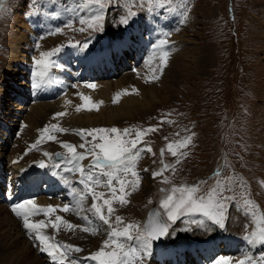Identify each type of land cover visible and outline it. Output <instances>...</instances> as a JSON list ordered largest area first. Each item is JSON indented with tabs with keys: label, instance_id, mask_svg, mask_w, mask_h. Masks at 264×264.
Here are the masks:
<instances>
[{
	"label": "rangeland",
	"instance_id": "rangeland-1",
	"mask_svg": "<svg viewBox=\"0 0 264 264\" xmlns=\"http://www.w3.org/2000/svg\"><path fill=\"white\" fill-rule=\"evenodd\" d=\"M146 11L167 13L176 22L173 19L148 20L144 18L142 20L143 14L149 13ZM96 16L101 19L95 21ZM134 18L141 23L136 22ZM81 20H84V23H81ZM148 21L164 27V30L167 28L171 34L166 39L161 38V41H165L163 45L168 47L160 55L155 54L157 49H153L151 46L148 48L151 41L149 38H145L146 46L149 49L147 55L151 53L153 58L160 57L161 60L162 53L167 51L168 57L163 67L160 63L158 69H154L151 74H148L150 81L147 77L146 85L140 88L134 84L131 78L136 76L142 66L147 63L144 47L141 46V37L147 35L145 29ZM90 22L94 24L93 27H89ZM142 25L145 27L139 30L140 37L132 30L135 28L138 31V27ZM124 31L126 32L123 42L130 44L128 50H135L142 56L137 65L135 62V65L130 63L132 61L130 56L127 57L128 62H123L121 65L117 60L112 61L109 55V59L104 61L103 68H100L101 71L90 67L88 73L83 78L81 77L83 80L80 82L87 84L85 81L88 79L91 83L92 81L98 82L96 85L105 82H111L110 84L113 85L114 81L119 85H124L125 83L121 80H126L133 85V87L127 86L129 95L138 96L137 101L133 99L132 103L118 109L119 114L112 121L101 120L90 123L85 118L87 114H82L81 119L74 118V120L70 119L71 121L65 122L66 116L70 117L69 114L55 117V113L49 111L50 114L47 112L46 116L42 114L36 116L37 130L29 132L27 118L31 110L29 105H33V101L28 92L27 81L33 77L34 68L28 78L29 70L25 66L26 64L9 66L10 55L16 51L18 45L16 36L26 37L30 32L32 43L37 44L36 48L33 45L30 48L39 50L40 54L42 51L44 52V49H39L41 46L39 37H42L41 40L44 42L42 45L46 47V52H52L56 48H61L63 53L66 49L73 52L75 48L79 53L94 50L96 42L101 36H104L105 39L117 37L115 40H118L119 34ZM85 42L88 43V48H85L84 51L83 44ZM113 42V40L100 42L97 48L104 45L109 46ZM175 44L178 46L177 48H174ZM25 46L26 43H22L17 53H22V48ZM125 48L122 49V52ZM115 51L118 52V49ZM26 53L24 51V55ZM55 54L50 58L52 61L56 59ZM24 58L27 61H32L31 58ZM108 64H111L109 69H107ZM104 69L107 70L101 74ZM64 74L63 71L62 75ZM35 80L37 84L36 76ZM74 82L75 80H72L70 83L71 90H76ZM65 85L66 82L63 80V86ZM137 89L139 91H136ZM63 92L47 102H57ZM119 101L121 102V99ZM106 104L100 102L96 111L88 114H91L89 117L96 114L105 115L110 107L115 105L112 101ZM0 106V115L4 116L3 119H0V156H6L5 158L0 157V164L2 168L6 169L2 176L8 177L14 175L13 172L16 168L11 165L13 161L8 160L10 152L16 148L17 144L22 146L27 138L33 142L38 141L45 126L57 125L66 129V133L75 134L79 129H111L115 127L121 133L124 129H132V133L125 137L128 140L135 139L137 131L148 128L157 129L143 135L141 138L143 143L137 145L138 148L151 147L150 153L141 152L136 160L134 170L139 173V184L134 190L132 187L126 189V203L113 202L114 211L109 217V224H104L102 221L100 223V226H103L101 229L107 228L106 231H100L106 241L109 240V233L113 228L123 230L128 224H135L143 230L146 212L152 207L157 209L163 220L167 222V210L163 207L162 202L169 195H174V198L177 199L181 196L180 192L173 193L174 188L197 186L195 197L203 198L204 202H208L211 198L213 203L224 204L225 227L221 228L212 221H209L212 223H208L205 217L197 219L193 215L182 216L169 228V234L163 238V241L151 244L150 254L145 256L140 253L134 260V264H165V260L159 258L156 253H159L158 251L164 247L175 248L176 246L181 247L180 250L177 248L175 249L177 251L174 250V255L180 257L181 249H183V253L189 256L187 264H194V262L196 264H216L217 260L211 258L212 254L205 263L198 262L194 254L195 250H198V256L202 258L201 249H210V245L218 246L215 247V251H218L217 259L226 257L231 263L239 264L240 257H247L244 261L245 264H264V260H261V257L264 256V245L255 243L254 251L263 246L259 252L255 253L249 252L248 248L250 247L247 245L248 242H252L250 240L252 233H258L260 228H264V219H261L264 218V0H0ZM3 127H7L8 130L5 131ZM52 132L58 133V135L62 133ZM25 133L28 134V137ZM189 137H191L190 142L187 139ZM77 138L82 139L81 143L92 142L90 136L87 137V141L79 135ZM18 139L22 141H17ZM20 141L22 143H19ZM63 148L62 145L53 149L48 162L42 160L45 169L39 166L40 162L37 164L35 161H29L28 163L30 165L35 163L34 166L42 172L49 166L51 169L55 168L59 173V180L62 178L60 175L62 171L69 173L68 177L72 178L71 175H74L75 183L69 187V196L63 198V202L59 203L60 206H56L57 210L52 215L58 216L59 213H61L60 215L67 213L68 211L65 212L63 208L61 209V206L65 204L69 205V211L76 212L71 204V201L75 199L84 201L82 205L90 203L91 210L87 211L86 215L85 213L80 215V219L71 216V221H67L64 226H61V223L58 229H53L55 237H52L51 240L55 239L56 241L53 242V245H71L73 248H82L81 251L57 249V251L67 252L64 264H72L73 260L76 261V264H97L90 259L91 255L97 252L92 250L95 247L88 243L86 251L83 240L73 241L74 239L65 237V234L74 230H83L85 231V240H87L89 234L96 228L91 235L101 238L97 235L99 231L97 228L100 227L93 225L94 221L100 220L93 214L92 205L94 202L102 204L104 199H112L111 190L106 186L108 178L99 174L100 170L96 169L99 183L95 182L97 177H94V181L89 184L88 189L84 188L78 183L80 173L75 171L74 174L66 170L71 166L69 162L63 164L64 166H57L56 164L60 162L53 163L51 161L54 150L65 153L67 158L71 155ZM76 151L85 153V158L80 161V166L87 169L91 164L92 156L86 152L85 148L76 149ZM145 169L147 171H144ZM153 172H159L160 175L153 178ZM6 176L4 183L10 178ZM120 178L129 181L136 179L130 174L127 176L120 174ZM62 182V180L59 181V186L50 192L46 190L40 192L41 188L44 189V182L37 181L31 187V191L35 195L28 194L26 197L33 195L31 199L33 197L40 198L46 194V196L52 197L51 204H53V199L56 201L62 193L60 191ZM1 184V191L5 192V186ZM73 187L77 189L76 193L71 192ZM112 187L118 189L119 183L113 180ZM8 189L9 187H7ZM14 190L15 188L12 189V193L7 192L9 198L13 196ZM19 191L16 189V192ZM92 193L102 194V198L94 200ZM116 195L122 194L117 192ZM18 201L0 197V208L2 207L0 216L8 221L0 223V240L3 239L4 242H10V244L18 240L19 237L22 239L21 233L15 230L14 225L16 221L22 220V217H18L12 211V205ZM87 207L88 205H86ZM86 208L84 206V210L79 212L85 211ZM103 213L108 215L106 205L103 208ZM197 214L201 216L200 213ZM117 216L122 218L120 223L116 221ZM38 217H41L42 220L45 216L43 213L33 214L30 216V220L38 222ZM60 217L62 221L65 220L62 216ZM202 219H204V227L198 223H191L193 220L202 221ZM182 221H186L188 224ZM69 224L71 227H68ZM85 227L88 229L85 230ZM223 229L224 231L221 232L220 230ZM130 231L134 237L131 241L124 237H112V240L122 243L126 247L138 248L135 240L138 235L137 229L133 228ZM27 234V237L24 236L26 238L25 245L23 242L15 245V248L3 247L4 250L6 249L4 254L11 259L8 263H4L5 261L2 262L0 259V264H17V254L21 252V248L24 252L28 249L30 261L34 260V264L49 263L51 255L41 251V245L34 240L33 233L28 232ZM224 238L235 245L237 244L239 248L235 251L239 253L224 254L225 251L233 250L232 243L230 246L224 244ZM61 240L64 241L63 244H59ZM208 243L211 244L200 247ZM17 246L19 250L16 248ZM103 246L106 252L115 249L113 242L107 245L104 242ZM10 251H16V255ZM190 254L194 255L193 259ZM52 259L50 260L51 264H61V261ZM57 261L59 263H56Z\"/></svg>",
	"mask_w": 264,
	"mask_h": 264
},
{
	"label": "bare ground",
	"instance_id": "bare-ground-1",
	"mask_svg": "<svg viewBox=\"0 0 264 264\" xmlns=\"http://www.w3.org/2000/svg\"><path fill=\"white\" fill-rule=\"evenodd\" d=\"M151 22L148 21L146 23L147 28L145 30L147 32V35H145V37H141L140 36L141 32L139 31L143 27H145L144 25L139 26L138 27V31L135 28H133L132 31L134 32V34H138L142 38L141 46H142V44L146 46L147 42H145V38H147V39L149 38V41H151L150 42L151 44L149 43L150 45L148 46V48L151 46L153 49H157L156 50L157 53H155V54L160 55L161 52H163V50L167 49V47H168L167 45L166 46L165 45H161V43H160V41H161L160 33L164 30V27H162L160 25H157L156 23H151ZM166 30H167V28H166ZM39 38H40V44L39 43L38 44L41 45L39 47V49L43 48L44 52H46V47H44V45H42V44H44V42H42V40H41L42 37H39ZM39 38H37V39H39ZM115 39H113L114 42L111 43V45H109V46L104 45V46H99L98 48L96 47V50L94 52L89 50V51L79 52L78 53V51L75 48H74L75 51L73 50V52H69L67 49L64 51V53H63V51L57 52V54H55L56 59H54L53 65H51V67L49 68L47 76H45L44 78H40L37 75H35V73L37 71H39V69L34 63V60L40 59V51L39 50L38 51L37 50H32V48H30V47H32V45L35 46V48H36V45H37V44L34 45V43H32V34L29 32L28 36H26V37H23V36H20V35L16 36V41L18 42V45H17L16 51L12 52V54L10 55L9 66H11V65H13V66H21V64H26L25 66L28 67V70H29L28 78L30 77L31 71L34 68L33 77L29 81H27L28 88H29L28 92L31 95V98H32V101H33V105H29V106H31L30 114H29V116L27 115L28 116V118H27V126L29 127L28 129H30L29 132H31V131L34 132L35 129L37 130L36 116L38 117L39 114H42V115L46 116L47 112H49V111L53 112V113L63 112V113H65V115L69 114L70 117L66 116L67 120L65 119L66 120L65 122L69 121L70 119L74 120V118L75 119L76 118L77 119H81L82 114H87L85 118H87V120H89L90 123L91 122H98V121H101V120L102 121H112V120H114L115 116H117L119 114V110L118 109H121V107L126 106L129 103H132L133 99H135V101H137V97L138 96L136 97V95H133V94L129 95V93L127 91V89H128L127 86H129V87L132 86L133 87V85L130 82L126 81V80H121L122 82L125 83L124 85H119L117 82L115 83V81H114L113 85L110 84L111 82L110 83L109 82H105V83L96 85L98 82L92 81V83H91L90 80H88V79L86 81L84 79V81L87 84L80 82V81L83 80V79H81V77L83 78V76H85V69L86 68H88V70H89L90 67H95V69H99V71H101L100 68L102 66H104V61H107L109 59L110 51L113 52V51L118 49L119 53L122 52V49L124 47H126L125 46L126 43L123 42V38L122 39L120 38L118 40H115ZM22 43H26V46L22 48L23 52L18 54L17 52L19 51L20 46H21ZM127 45L130 46L129 43ZM177 47L178 46L175 44L174 48H177ZM128 48L130 49V47H128ZM24 51L27 52L25 55H24ZM147 54H146V56H147L146 65L142 66L141 70L136 74V76L132 77V75H131V77H132L131 80L134 82V84L137 87H140V88H142V87H144V85H146L145 84V79L147 77H148V79L150 81V78H149L148 74H151L152 71H154V69H158L159 66H160V63H161L160 62L161 60L159 59L160 57L159 58L158 57H154L153 58L151 53H150V55H147ZM24 57H26V59L27 58H31L32 61H27V60H25ZM60 68L63 69V70L60 71L59 70ZM9 70H10V68H9ZM63 71L65 73L64 75H62ZM96 75H98V72H96ZM35 76L38 78L37 84H36ZM154 78L156 79L155 76H154ZM126 79H128V78H126ZM63 80H65V82H66L65 86H63ZM72 80H75V82L73 84H74L76 90H71L69 88V86L71 85L70 83H71ZM5 82H7V81H5ZM89 82L91 84H94L95 88H89L87 86L88 84H90ZM62 91H64V92L60 95V98H59V100L57 102H55V103H53V101H52V103L47 102V100H49V101L53 100L55 95H58ZM136 91H139V89H137ZM29 94H28V96H29ZM117 94H119V99H118V101L114 102V98L117 96ZM140 94H142V93H140ZM144 94H145V92L143 93V95ZM81 95L90 97L91 101L94 104H97L98 106H99L100 102L105 105L106 103L111 102V101L115 105H114V107H110L109 111H107L108 113H106L105 115L96 114V115H93V117H89L91 114L90 115H88V114L90 112L94 113V111H96V109L86 110V109L81 108L80 111H77V108L79 106H81L82 103H83V101L81 99ZM120 99H121V102L119 101ZM45 102H47V103H45ZM139 103H141V102H139ZM106 106H108V105L106 104ZM139 106H141V105L139 104ZM115 110H118V111H115ZM0 111H1V109H0ZM113 111H115V112H113ZM50 112H49V114H50ZM110 112H112V113H110ZM3 118H4V116L0 115V119H3ZM3 129L5 131L8 130L7 127H3ZM49 134L55 136L56 139L49 141L46 138L42 139V140L39 138V140H38L39 143H37V141L33 142V140H29L27 138V141H25L22 144V146L17 144L16 148L10 152V155L8 154L9 155L8 160L11 159L13 161V162H11V165L12 166H16L15 171L14 172L12 171L13 174H14V175H12L13 176V179H12L13 180V184H14V181H15V183H17V182L20 183V184H18V185H16L14 187L15 190H14V192L12 194L13 196L11 197L12 200L15 201V200L18 199L19 202H23L24 200L21 199V193H23V196L25 195V193L33 194V192H31L30 189H31L32 184H34L37 181H41V183L44 182V189L41 188L40 192H44V190H46L47 192H50L55 187L59 186V181H61V180L63 181L62 184H61V190H60L62 193L59 195L60 196L58 198L59 200L57 199L55 201L53 199V204H51V201H52L51 198L52 197L51 196H46V194L45 195L43 194V196L40 197V198H34L33 197L32 199H31V197L33 195H31L29 197L24 196L26 198V200L31 199L34 202V204L37 206V208H44V207H47L49 205H52V206H55V207L57 205L60 206L59 203H61L63 198H67L69 196V187H71L75 183V179H73V176H74L73 174L71 175L72 176V178H71L70 176L68 177L69 173H65V172L62 171L60 173L62 178H61V180H59L58 179V174L59 173L57 172V170L55 168L51 169L50 166H49L48 169H46L45 171L42 172V171H40V169L38 167L34 166V164L35 163L38 164L42 160H45L46 162H48V160L50 159V156H51V151L53 149L57 148L58 146L61 147L62 145L66 144V143L73 142L72 145L76 146V149H84V148H80L79 145L80 144H85V143H81L82 139L77 138L78 135H76L75 133L62 132V133H59L60 135H58V133L54 134L53 132H50ZM26 135L28 137V134H26ZM35 135H36V133H35ZM19 137H20V135H19ZM19 140H21V139H18L17 141H19ZM21 141L19 143H22ZM76 142H77V145H75ZM63 149L69 153V151H68V149L66 147H64ZM45 153L46 154L48 153V155H45ZM0 157L5 158L6 156L5 155H1ZM70 160H71V155L68 156V158H66L64 161H62V162H60L59 164H56V165L60 166V165H63V164H68L67 162H69ZM29 161L30 162L35 161V163L33 162L34 164L30 165L28 163ZM69 164L71 165L69 168L73 167L72 163L69 162ZM5 170L6 169L2 168L1 164H0V184L3 183V181H4L2 174H3V171H5ZM74 172L75 171H71V173H74ZM144 179H145V177H144ZM7 187H9V189H10V186L6 185V187H4L6 193L9 191V189L7 190ZM1 189L2 188H0V191H1ZM16 189L20 190V191L16 192ZM36 189H38V188H36ZM49 197H50V200H49ZM71 204L74 206L76 212L75 211H68L67 213H64V215L63 214L60 215L61 213H59L58 216H62L65 219L62 222L61 226H64L65 225L64 222L69 221L71 219V216H74V217L80 219V217H81L80 215H84V213L86 215V213L88 214L87 211L91 210L89 208L90 203H87V204L85 203V205H82V204H84V201H82L80 199L72 200ZM86 205H88L87 208H86ZM84 206L86 208L85 211L79 212L80 210H84L83 209ZM62 208H63V206H61V209ZM1 211H2V207L0 208V212ZM56 216H57L56 214H54V215L51 214L48 217H44L42 220H45L46 222H48V221H51V220H55ZM1 217L2 216H0V223L1 222H8L6 220V218L2 219ZM85 218H86V216H85ZM37 219L40 221L41 217H38ZM145 219H146V217H145ZM203 220L204 219H202V221ZM182 222L186 223V221H182ZM207 222L210 223L209 221H207ZM15 223H17V224H15ZM15 223H14L15 230H17L18 232L21 233V238L22 239H20V237H19L20 240L19 239L15 240V241L12 242V244H10V242L9 243L4 242V240L1 238L2 241L0 240V259H2V262L5 261L4 263L10 262L11 257L9 259L8 256H6L4 254L6 249L4 250L3 247H6L8 249L9 247L15 248L14 247L15 245H19V244H21L23 242H24L23 243L24 245L26 244V241H25L26 238L24 236H26V234L29 231L26 230L23 227V219L20 220V221H16ZM100 223H101V221H98V222L94 221L93 225L100 227V228H97V229H99L97 235L100 236L102 238V240H100L101 238H99V237H95V236L91 235L92 233L95 232L94 230H96V228H94V230L91 232V234H89V238L87 240H85V235H84L85 231H83V230H74L71 233H68V234L66 233L65 237L68 236V238L74 239L73 241H77V242H79L78 241L79 239L83 240L85 242V250L86 251H87V247L89 245L95 247V248L92 249L93 251H95V252L99 251L101 248H104L103 244L106 241L105 236H103L100 233V231H106V229H107V228L106 229L105 228L101 229V228H103V226H100ZM189 223H190V221H189ZM186 224H188V223H186ZM85 229H88V228L85 227ZM42 231H43L44 235L49 237V241H48L49 243L53 244V242H56L55 239H54V241L51 240L52 237H55L53 228L48 227V228L43 229ZM201 234H202V232H201ZM7 235H9V234H7ZM32 236H33L35 241H38L35 238V233H33ZM114 238H117V237H114ZM63 242L64 241L61 240L59 242V244H63ZM223 242H224V244L229 245V246H230V243H232L227 238H224ZM88 243H89V245H87ZM255 243L256 242H254V243L248 242L247 243V245L250 247V248H248V251L255 252L257 250L256 249L254 251V244ZM99 244H101V245H99ZM210 244L211 243L203 244L200 247L208 246ZM180 247L179 246H176L175 248L164 247V248H162V249H160L158 251L160 254L159 253H156V254L159 256V258H163V260L170 259L172 264H178L177 260L180 261L181 264H187V261L189 260V256H187L185 253H183V251H184L183 249H181L180 257H176L174 255V250L176 248L180 250ZM16 248L18 249V246ZM237 248H239L238 245L237 244L235 245V243H232V249L233 250H237ZM79 249H82V248L80 247ZM166 250H168V251H166ZM175 251H177V250H175ZM214 251H215V249H213V246L210 245V249L209 248H202L201 249L202 258H199V256H198L199 251L198 250H195L194 254L197 257L198 262L205 263V261L210 259L209 256H210V254L214 253ZM8 252H9V250H8ZM11 253H14L16 255V251L15 252L12 251ZM18 253H19V251H18ZM165 254H167V256H164ZM17 255H18L17 264H34V260L32 262L30 261V256L28 254V249L24 252V250L21 248V252L19 254H17ZM190 257L193 259L194 255L190 254ZM47 258H49V257H47ZM245 258H247V257H244V258L240 257L239 262L240 261H245ZM51 259H52V257L49 259V263H47V264H51V261H50ZM225 259L228 261V264H233V263L230 262V260L228 258L225 257ZM217 260H219V259H217ZM56 263H59V262L57 261ZM188 263H189V261H188Z\"/></svg>",
	"mask_w": 264,
	"mask_h": 264
},
{
	"label": "snow or ice",
	"instance_id": "snow-or-ice-1",
	"mask_svg": "<svg viewBox=\"0 0 264 264\" xmlns=\"http://www.w3.org/2000/svg\"><path fill=\"white\" fill-rule=\"evenodd\" d=\"M101 17L96 16L95 21H99ZM126 22V21H125ZM81 23H84V20H81ZM93 23H89V27H93ZM83 31V29H81ZM161 45L165 41H160ZM75 47V45H73ZM84 48H88V43L83 44ZM61 51V48H56L52 52H41L40 59L34 60L35 65L38 67L39 71L35 73L40 78H44L48 74V70L51 65L54 63L50 58L56 53ZM168 53L164 52L161 55V67L167 61ZM38 86V85H37ZM89 88H95L94 84H88ZM83 101L82 105L77 108V111H80L81 108L86 110L97 109L98 105L94 104L91 101V98L88 96L81 95ZM119 94L114 98V102L118 101ZM65 113H55V117H62ZM155 128H148L142 131H137L135 139L128 140L125 137L129 136L132 133V129H124L121 133L117 128L113 127L111 129H79L76 130V134L85 138L92 137V142L80 144V148H85L86 152L92 156L91 164L88 165L87 169L80 166V161L85 158V153L77 152L76 146L66 143L63 146L66 147L71 153L70 163L73 164V167L66 169L67 171H76L80 173L79 184L83 185L84 188L88 189L89 184L94 181L99 183L98 174L96 169H99V174L106 176L107 187L110 188L112 199H104L102 204L93 203L92 210H94V215L98 217L100 221L104 224H109V217L112 215L114 209L112 204L114 201H118L120 204L126 203L125 196L127 195L126 189L132 187L133 190L139 184V173L134 170L136 160L140 156L141 152H151V147L138 148L137 145L143 143L142 136L147 135V133L156 131ZM52 131L56 132H65L66 129L60 128L57 125H52L51 127L45 126L42 130V135L40 139H47L49 141L56 139L55 136L49 134ZM109 134H115L110 136ZM190 142L191 137L187 138ZM98 141V142H97ZM39 143V141H37ZM171 147V146H170ZM98 150V151H97ZM175 154V153H174ZM47 155V154H45ZM59 155V154H58ZM39 166L41 168L45 167L43 161L40 162ZM144 171H147L145 169ZM120 174L127 176L130 174L136 179L125 180L120 178ZM160 175L159 172H153L152 176L155 178ZM113 180H116L119 183V188L112 187ZM67 183V182H66ZM89 191H91L89 189ZM173 193L180 192L181 196L177 199L174 198V195H169L166 200L162 202L163 207L167 210V222L161 223L149 218L147 226L141 230L139 226L135 224H128L123 230H117L113 228L109 233L110 239L105 241V245L110 242L115 243V249L110 252H106L104 248H101L96 253L92 254L90 259L97 262V264H134V260L138 257L140 253H143L145 256L150 254V248L152 241L160 237H164L169 234V228L175 224L176 220L185 215H192L194 213H200L207 220L214 222L219 225V227H225L224 224V204L221 202L213 203L211 198L208 202H204L203 198L195 197L197 192V186L191 187H181L174 188ZM72 193H76L77 189L72 188ZM119 192L122 195L117 196L116 193ZM94 200H99L102 198V194L92 193ZM107 206L108 215H104L103 208ZM56 207L49 205L44 208H37L34 202L29 200H24L23 202L16 203L12 205V211L18 217L23 219V227L28 230L30 233H35V238L39 241L41 245V251L49 253L54 260L61 261V264H64V259L67 256L66 251H57V249L63 248L74 251H81L78 247L73 248L71 245H53L49 243V237L43 234V229L51 227L53 229H58L61 225L62 218L56 216L55 220L46 222L45 220H40L38 222H33L30 220V216L33 214L43 213L45 217L50 216ZM65 212L69 211V205L65 204L63 206ZM264 219V218H261ZM122 220L121 217L117 216L116 221L120 223ZM66 223V222H64ZM191 223H198L201 227L203 226V221H191ZM259 223V221H258ZM68 227H71L69 224ZM137 229L138 235L135 237L137 241V247H126L124 244L117 241H113L112 237H124L127 240L131 241L134 239L131 234V229ZM87 230V229H85ZM252 242H264V228H260L259 232L252 233L250 237ZM139 249V251H138ZM261 260H264V256L261 257ZM72 264H76V261L73 260ZM216 264H228V261L221 257L216 261ZM239 264H245L244 261H240Z\"/></svg>",
	"mask_w": 264,
	"mask_h": 264
},
{
	"label": "water",
	"instance_id": "water-1",
	"mask_svg": "<svg viewBox=\"0 0 264 264\" xmlns=\"http://www.w3.org/2000/svg\"><path fill=\"white\" fill-rule=\"evenodd\" d=\"M64 157H65L64 154L60 153L59 151H55L52 158L55 161H59V160L63 159ZM150 217L155 221L161 222V217H160L159 213L157 212V210L154 207H152L147 212V221H146L145 227L147 226Z\"/></svg>",
	"mask_w": 264,
	"mask_h": 264
}]
</instances>
